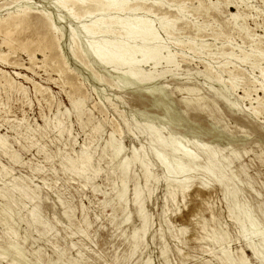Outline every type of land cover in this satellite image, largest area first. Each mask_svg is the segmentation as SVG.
Listing matches in <instances>:
<instances>
[{
  "label": "rangeland",
  "instance_id": "rangeland-1",
  "mask_svg": "<svg viewBox=\"0 0 264 264\" xmlns=\"http://www.w3.org/2000/svg\"><path fill=\"white\" fill-rule=\"evenodd\" d=\"M55 2L31 5L53 16L58 48L32 70L21 50L8 57L19 66L0 63L29 78L0 89V264H264V0H165L169 19L184 10L160 32L175 63L142 64L144 82L100 64L81 29L92 18ZM19 3L0 0V14ZM177 144L199 156L184 178L156 158L189 164Z\"/></svg>",
  "mask_w": 264,
  "mask_h": 264
},
{
  "label": "bare ground",
  "instance_id": "bare-ground-1",
  "mask_svg": "<svg viewBox=\"0 0 264 264\" xmlns=\"http://www.w3.org/2000/svg\"><path fill=\"white\" fill-rule=\"evenodd\" d=\"M164 1L165 0H153L149 3V0H56L55 3L59 12L64 13V15L62 13L59 14V16L62 18H66L67 16L76 20H81L85 16L92 18L89 23L83 22L81 29L88 38V53L90 52L97 59V61L101 62L100 64L103 63L109 67L113 66L114 69L126 67L129 75L134 76L133 78H138L140 80L139 82H141V80L144 82V80H154V75L152 72H145L141 68L142 64L148 65L151 63V65L157 68V66H160L163 61L165 64L175 63V54H173L171 50H166L168 49L169 45L167 47V42L165 39H163V36L160 32L162 30V32L164 31L167 36H171L176 30V23H178V20L183 17L184 10L182 7H178L179 15L182 14V17L175 15L173 19H169L167 17V13L162 9L165 5ZM18 2L20 3L18 4L19 6L17 9L13 11L8 10L6 14H0V63L5 65L19 66V63L11 62L8 57L9 55L21 50L28 54L32 64L30 67H27V69L32 70L33 62L36 59V53L42 52L44 56L47 57V52H54L58 48L61 35L57 31L58 29L50 12L40 10L39 8L32 6L31 0H11V3L14 4H17ZM156 12H160L162 15L157 16L156 19L149 18L150 15L154 16ZM230 16L234 21H236L240 19L242 14L237 7V11H230ZM156 22L159 24V27L157 26ZM21 34L25 35L21 36ZM71 40V53L73 52L74 58L76 57V59L79 58L83 60L84 50H81L82 47H80V44L77 41L78 39L75 29H73ZM182 41L183 40L180 39L176 40L177 44H189L190 46L193 44L192 39L189 41H183L187 43H183ZM5 48H7V50H5ZM165 50L167 52H165ZM223 55L228 56L229 53L224 52ZM263 55V52L259 53V56L263 57ZM248 56L249 55L247 53H243L242 57L239 59L241 61H247ZM58 58L57 59L60 60L59 56ZM59 71L63 73L65 70L60 69ZM15 76L29 79L19 71H14L12 75L3 68H0V89H4L5 92L16 91V93L17 91L22 90V84L16 80ZM261 76H263V79L260 82V85L264 90V74ZM151 132L157 133L158 131L156 128L154 129L151 127ZM156 136L157 144L160 143L164 147L169 146V144L165 141V137L161 133H157ZM178 145L179 144L175 146L173 145L172 149L177 152L179 151L178 153L182 151L183 157L190 162L187 164L188 166L186 163H183L182 161L180 162L178 159V163L175 161L173 164H176L171 165L170 163L172 162L168 163V158L166 160L167 155L165 156L163 153H156V158L160 160L162 165L166 167L170 174L174 173L176 176L184 174V176H186V174L192 170V167L195 164L194 162L199 156L192 152L189 147L183 146V144L181 147ZM121 150L122 148L120 146L116 147L115 154L119 155ZM135 154L138 153L135 152ZM215 155L216 154L213 153L208 157L209 162L205 169L210 173L215 172L212 165V161L216 157ZM136 160H139V162L143 164L144 168L146 166V179L149 180L151 174L149 172L150 168L147 166L148 163L145 164L146 161L140 156H136ZM128 162L129 161L123 164V167H126V169L128 167ZM184 176L180 177L184 178ZM136 193L138 196L139 192L137 189ZM250 223L253 224L252 220H250Z\"/></svg>",
  "mask_w": 264,
  "mask_h": 264
}]
</instances>
